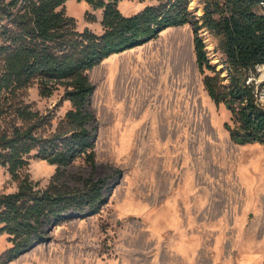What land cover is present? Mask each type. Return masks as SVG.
<instances>
[{"label":"rangeland","instance_id":"rangeland-1","mask_svg":"<svg viewBox=\"0 0 264 264\" xmlns=\"http://www.w3.org/2000/svg\"><path fill=\"white\" fill-rule=\"evenodd\" d=\"M199 1L190 0V8L202 15ZM158 3L121 0L118 6L133 14ZM65 6L80 30L103 31L102 8L85 0H68ZM202 35L211 61L226 76L218 38L207 29ZM131 49L89 71L96 86L91 123L98 127L95 166L79 158L57 179L83 188L84 180L101 178L107 202L99 213L54 226L50 240L8 264H264V143L242 144L232 138L226 125L232 123V111L205 86L193 24L169 27ZM257 72L252 78L264 105L259 87L264 65ZM20 99L47 115L49 122L40 129L45 134L55 131L72 107L63 89L42 96L37 83ZM35 153L25 170L38 187L46 188L56 180L57 165ZM17 189L18 181L0 163V192ZM200 202L209 218H218L217 231H206L208 222L201 231L182 226ZM11 245L8 234L0 235V259Z\"/></svg>","mask_w":264,"mask_h":264},{"label":"trees","instance_id":"trees-1","mask_svg":"<svg viewBox=\"0 0 264 264\" xmlns=\"http://www.w3.org/2000/svg\"><path fill=\"white\" fill-rule=\"evenodd\" d=\"M67 1L0 0V163L18 181L16 191L0 192V235L8 234L12 242L0 264L50 240L51 230L62 221L102 210L108 200L105 180H84L83 188L57 182L79 158L96 163L98 127L91 125L96 86L89 71L168 27L193 24L205 86L232 111V123L226 124L232 138L242 144L264 143V105L252 78L264 64V0H200L202 15L191 10L190 0H159L133 14L121 11V0H85L103 9L101 33L80 30L66 11ZM204 29L218 38L226 76L211 61ZM35 83L42 96L63 89V98L72 104L49 134L40 131L49 122L47 115L20 99ZM259 87L264 89V81ZM34 151L35 157L57 165L56 180L46 188L38 187L25 170Z\"/></svg>","mask_w":264,"mask_h":264},{"label":"crops","instance_id":"crops-1","mask_svg":"<svg viewBox=\"0 0 264 264\" xmlns=\"http://www.w3.org/2000/svg\"><path fill=\"white\" fill-rule=\"evenodd\" d=\"M136 48H138V47H136ZM127 51H129V50H127ZM201 195H202V193H201ZM204 195H205V193L203 194V197H204ZM203 197L200 196L199 199L203 200ZM202 202H200V206L199 207H196L195 212L191 214L192 218H188L187 217L186 221L182 224V226L183 227L185 226L188 231H201L200 229H202V224L204 222H208L210 228L208 230H206V229L205 230L206 231H217V230H215V225H216V221H217L216 219H218V218H215V219L214 218H209L207 212L204 211L202 206H201ZM171 213H173V212L171 211ZM166 217H167V219H171L172 214H168ZM165 218H163V219H165ZM191 219H192V221H191ZM167 232L170 233L171 235L172 234L173 235L177 234V235H180V236H182V235L185 236L187 234V231H167ZM254 246H256V245H254ZM257 247H258V245H257Z\"/></svg>","mask_w":264,"mask_h":264},{"label":"bare ground","instance_id":"bare-ground-1","mask_svg":"<svg viewBox=\"0 0 264 264\" xmlns=\"http://www.w3.org/2000/svg\"><path fill=\"white\" fill-rule=\"evenodd\" d=\"M264 65V64H263Z\"/></svg>","mask_w":264,"mask_h":264}]
</instances>
